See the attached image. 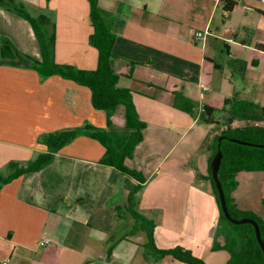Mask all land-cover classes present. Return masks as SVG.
<instances>
[{
    "label": "crops",
    "instance_id": "0c3cea01",
    "mask_svg": "<svg viewBox=\"0 0 264 264\" xmlns=\"http://www.w3.org/2000/svg\"><path fill=\"white\" fill-rule=\"evenodd\" d=\"M226 1L99 0L116 34L118 84L131 89L146 123L125 161L146 178L134 195L135 209L154 221L158 248L181 246L197 257L201 244L213 250L220 221L203 177L215 137L227 128L264 127V1L233 0L231 9ZM0 3V46L7 39L16 55L0 62V264H150L147 233L134 232L127 208L139 182L102 162L106 148L97 139L79 135L41 170L3 181L15 166L48 151L42 135L86 124L107 129V113L93 107L88 87L34 68L27 57L41 60L39 42L14 9L51 19L56 62L94 69L99 51L91 43L90 0ZM204 31L209 34L196 39ZM176 93L192 101L193 112L177 104ZM229 98L235 102L226 104ZM242 102L254 106L231 120ZM206 105L215 109V123L201 120ZM112 120L126 131L124 106ZM237 181V205L257 209L264 219V171L242 170ZM254 191L257 200L248 202ZM159 261L189 264L172 256Z\"/></svg>",
    "mask_w": 264,
    "mask_h": 264
},
{
    "label": "trees",
    "instance_id": "16d2710c",
    "mask_svg": "<svg viewBox=\"0 0 264 264\" xmlns=\"http://www.w3.org/2000/svg\"><path fill=\"white\" fill-rule=\"evenodd\" d=\"M6 5L9 6L8 3ZM234 5L235 2L233 0H227L225 7L226 9H231ZM14 9L29 21L35 37L39 42L41 48V60L27 57L34 64V68L43 77L59 75L88 87L92 92L91 100L93 107L95 109L105 110L107 113L108 128L113 125L112 117L117 108L121 105L124 106L126 131L116 134L108 129H98L90 124H86L84 127L64 129L44 134L40 139L47 146L48 151L40 154L35 160L29 162L25 166H15L16 169L14 173L3 179V181H10L25 172L41 170L51 163L54 155L63 146L79 135L84 134L95 138L106 148L102 162L114 166L125 175L131 176L139 182L129 198L127 208L135 218L134 232L136 233L138 230H144L147 233L146 248L149 249V251L158 259L172 256L189 264H205L203 259L195 256L191 250L185 249L184 247L178 246L170 249L158 248L155 242L154 221L145 217L135 209L134 195L140 190L141 184L145 182L146 178L140 171L129 168L125 161L127 158L133 156L135 147L143 140L142 131L146 127V123L139 117L131 89L121 87L118 84L120 75L114 68L113 59V46L116 41V34L108 20V15L99 6V0H90V19L94 29L91 35V43L99 51L98 64L94 69H79L71 64L56 62L54 57L55 35L50 33V29L53 27L51 19L46 14L33 16L24 9L18 7H14ZM259 46L264 48V44H260ZM0 49V62L16 58L13 45L7 41V39H2ZM176 95L177 104L180 103L179 101H182V105L185 106H181L188 112H193L195 106L192 101H189L179 93H176ZM233 100L235 99H226V104H229ZM249 106L254 105L252 103L242 102L239 107H234L231 111L233 116L231 120L246 113ZM214 112L215 109L213 107L206 105L201 115V120L208 124L215 123L216 121L213 116ZM258 136L261 138H252ZM220 138H222V140H220ZM231 138L264 144V127L247 126L243 128H227L218 134L212 143V155L209 161L208 174L203 177L210 181L217 199L220 210L219 222H227L236 234V236L227 234L225 244H215L213 249H226L231 254V260L246 258L238 264H262L264 261V255L256 239L254 226L249 223L234 224L227 219L222 211L219 194L212 177L211 161L218 150H222L223 158L219 170V178L223 184L229 212L237 219L244 217L254 218L259 223L261 236L264 240V219L251 210L240 208L232 196L233 191L238 186L237 174L240 171H264V147L239 144L231 141ZM240 240L243 243L241 250L242 254L240 253L239 257L235 249Z\"/></svg>",
    "mask_w": 264,
    "mask_h": 264
},
{
    "label": "rangeland",
    "instance_id": "374dc122",
    "mask_svg": "<svg viewBox=\"0 0 264 264\" xmlns=\"http://www.w3.org/2000/svg\"><path fill=\"white\" fill-rule=\"evenodd\" d=\"M263 88H264V82L262 83V91H263ZM220 114L221 113H217L216 116L218 117ZM113 126L114 125H112L110 127V131H112L113 133L120 134L123 132L122 126L119 125V120H118L116 126H114V129H113ZM107 129H109L108 126H107ZM252 138L253 139L259 138V136L258 137H252ZM255 185H256V183H255ZM241 186H242V183H241ZM240 190L241 189H239L238 191H240ZM238 191L235 192L236 197H238ZM250 196H252V197H250ZM250 196L248 197V200H249L248 202L255 203V201L257 200L256 196H255V191ZM242 206H244V205H242ZM253 210H255V212H258L257 209H253ZM257 215H258V213H257ZM216 229H217V234L215 236H213V238L211 240L212 246L215 244H219V243L222 244L223 240L225 241L227 234H231V235L236 236V234L233 232V230L231 229L230 225L227 222H219L216 226ZM186 233H189V231H186ZM194 233H196V234H194V236L200 235V232L194 231ZM182 237L188 239L189 235H183ZM198 241H202V240H198ZM242 243L243 242L240 240L238 242V245L236 246V249H235L236 252L238 253L239 257H240V253L242 250ZM200 244H201V242L198 244V246H200ZM203 245L204 244H201L200 249H199V251L202 254L201 257H199V258L203 259L205 264H238V263H240L246 259V258H238L237 260L236 259L231 260V254L226 249H218V250L209 249V250L205 251V250H203ZM151 255H152L151 259L157 260L158 264H168V263H165V262L162 263L161 261H159L162 258L157 259V257H155V255H153V254H151ZM153 260L150 261V264H155L153 262Z\"/></svg>",
    "mask_w": 264,
    "mask_h": 264
},
{
    "label": "water",
    "instance_id": "95a60500",
    "mask_svg": "<svg viewBox=\"0 0 264 264\" xmlns=\"http://www.w3.org/2000/svg\"><path fill=\"white\" fill-rule=\"evenodd\" d=\"M220 140H222V138H220ZM231 141L239 143V144H243V145L264 147V144L245 141V140H241L238 138H231ZM222 158H223V152H222V150H218V152L216 153V155L213 157V159L211 161L212 177L215 181L216 188H217V191L219 194V200H220L222 211L225 214V216L227 217V219L234 224L249 223V224L254 226L255 233H256V239H257V241H258V243L262 249L263 255H264V240L262 239V236H261V230H260L259 223L254 218H251V217H244L241 219L234 218L229 212L227 202H226V196H225L223 184L219 178V170L221 167ZM262 264H264V261Z\"/></svg>",
    "mask_w": 264,
    "mask_h": 264
},
{
    "label": "built area",
    "instance_id": "2783aa9c",
    "mask_svg": "<svg viewBox=\"0 0 264 264\" xmlns=\"http://www.w3.org/2000/svg\"><path fill=\"white\" fill-rule=\"evenodd\" d=\"M264 1V0H263ZM207 34H209L208 31H204V32H197L196 33V39H200L202 37H205ZM51 241V239L47 238L41 241V245H46L49 244ZM4 264H8L7 262H5Z\"/></svg>",
    "mask_w": 264,
    "mask_h": 264
}]
</instances>
